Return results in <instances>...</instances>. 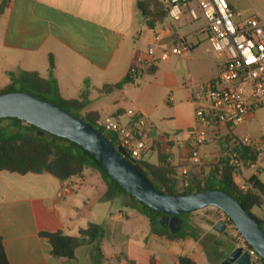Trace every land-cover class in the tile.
Listing matches in <instances>:
<instances>
[{
	"label": "crops",
	"instance_id": "crops-1",
	"mask_svg": "<svg viewBox=\"0 0 264 264\" xmlns=\"http://www.w3.org/2000/svg\"><path fill=\"white\" fill-rule=\"evenodd\" d=\"M137 2L0 0V89L10 83V72L24 70L43 78H49L51 72L63 98L84 97V113H95L99 121L111 118L141 130L147 145L141 161L158 165L160 155H166L168 164L177 168L180 186L195 177L205 180L212 171L208 167L219 163V139L208 137L200 150L201 162L196 163L191 156L189 136L194 126L193 114L183 116L177 111L171 119L174 127L166 131L151 117L155 109L143 106L147 90L142 86L147 83V75H157L156 62L154 73L149 71L120 88H112L138 63L149 58L150 47L159 46L154 57L157 61L176 44L178 36L185 37L192 52L199 37L206 34L199 33L202 24L174 23L168 17L152 29ZM228 2L242 17L256 14L264 19L263 11L244 16ZM158 51L160 58L156 56ZM191 94L181 103L192 105ZM100 102L104 105L98 107ZM130 105L132 111L126 109ZM259 111L254 118L233 128L239 139L248 135L264 138ZM258 165L263 169L261 162ZM90 175L88 178L83 173L82 177L61 181L47 173L0 172V234L10 264H179L180 257H189L199 264L198 258L204 255L199 241L169 240L153 234L148 218L130 208L127 199L118 196L103 200L107 191L104 180L94 173ZM252 176L264 183V172L256 168L242 169L236 182L245 186ZM256 215L264 217V207ZM90 224L103 229L99 253L95 243H87L77 248L72 259L56 258L48 240L40 236L41 232L62 231L79 237L80 230Z\"/></svg>",
	"mask_w": 264,
	"mask_h": 264
},
{
	"label": "trees",
	"instance_id": "trees-1",
	"mask_svg": "<svg viewBox=\"0 0 264 264\" xmlns=\"http://www.w3.org/2000/svg\"><path fill=\"white\" fill-rule=\"evenodd\" d=\"M137 7L147 19V26L154 28L157 23H162L167 17V11L159 0H138ZM54 69V63L50 60V71ZM151 74L155 69L150 70ZM10 83L0 89L4 92H25L40 99L56 104L73 114L74 116L91 124L101 132L108 141L116 147V136L114 133L106 134L103 128L98 127L99 121L95 113H84L87 102L84 97L80 100H67L59 92L57 81L51 76L43 78L35 72L17 70L9 73ZM131 71L120 84L112 88H120L124 83L132 82ZM111 88V87H110ZM6 121L7 125L0 128V172L8 171L19 175L47 173L53 177L68 181L73 177H82L88 166L97 167L102 172L107 184V191L103 200L110 201L118 196L129 198L130 208L137 210L149 220L150 230L153 234L166 236L169 240L192 238L199 241L190 216L186 213L180 217L183 219L181 229L173 233L167 225H162L160 219L162 214L126 192L116 183L105 171V169L93 158V156L81 146L66 138H62L44 132L38 135L36 126L28 124L17 118L0 119ZM236 152L247 156L249 151L243 147H236ZM218 165L210 172L205 180L198 178L189 179L180 186L177 168L168 164L167 156L160 155L159 164L151 165L141 160H135L134 166L141 172L158 191L172 195H188L199 193L205 190H221L231 195L244 209L256 219L264 230V217L256 215V212L264 207V183L256 176L247 180L245 187H242L234 179L235 168L230 164L228 156L222 151ZM130 159L129 157H127ZM186 184V185H185ZM228 223L234 225L228 218ZM40 236L47 239L51 246V254L56 257L74 258L78 247L95 243V251L100 249L98 242L103 236V229L100 225L90 224L86 229H81L79 237H72L62 231L41 232ZM258 255V254H257ZM259 256V255H258ZM262 264L263 259L259 256ZM0 264H10L3 239L0 234ZM179 264H197L189 257H180Z\"/></svg>",
	"mask_w": 264,
	"mask_h": 264
},
{
	"label": "built area",
	"instance_id": "built-area-1",
	"mask_svg": "<svg viewBox=\"0 0 264 264\" xmlns=\"http://www.w3.org/2000/svg\"><path fill=\"white\" fill-rule=\"evenodd\" d=\"M163 4L167 17L174 23L202 22L199 33L208 35L218 62L217 74L201 82L191 94L194 126L189 136L194 162H201V148L209 136H215L221 152L235 168L236 181L244 168H256L263 173L264 167L259 168L258 162L264 165V138L248 135L239 139L233 128L254 118L256 112L264 108V19L256 14L242 17L227 0H163ZM158 47H150L149 58L131 70L133 79L147 74L155 66ZM189 52L190 44L185 37L178 36L176 44L164 52L161 59H167L169 54L184 56ZM97 125L115 134L116 147H122L127 157L134 161L143 158L147 145L141 130L111 118L98 121ZM240 146L249 151L247 156L234 150ZM247 250L252 264H262L254 250Z\"/></svg>",
	"mask_w": 264,
	"mask_h": 264
},
{
	"label": "water",
	"instance_id": "water-1",
	"mask_svg": "<svg viewBox=\"0 0 264 264\" xmlns=\"http://www.w3.org/2000/svg\"><path fill=\"white\" fill-rule=\"evenodd\" d=\"M17 118L44 132L66 138L88 151L107 174L126 192L160 212V223L173 233L183 224L180 217L208 207L221 210L233 222L244 238L245 245L233 249L220 264H252L247 248L254 250L264 261V230L259 222L228 193L205 190L188 195H172L158 191L128 159L122 147L113 146L91 124L67 112L60 106L25 92L0 94V119ZM227 225L219 221L214 230L225 231Z\"/></svg>",
	"mask_w": 264,
	"mask_h": 264
},
{
	"label": "rangeland",
	"instance_id": "rangeland-1",
	"mask_svg": "<svg viewBox=\"0 0 264 264\" xmlns=\"http://www.w3.org/2000/svg\"><path fill=\"white\" fill-rule=\"evenodd\" d=\"M230 1L235 9L244 13V16H249L256 12L260 13V11L264 12V0ZM201 24L202 22L198 23V25ZM156 56L160 58L161 51H158ZM156 63L158 67L157 75L155 77L147 75V83L142 86L147 90V97L143 102V106L149 110L155 109L150 114L153 120L157 125L161 124V127L166 131H171L174 127L171 119L175 117L177 111L183 116L193 114L194 117L193 104L185 105V103L181 102H184L188 93H192L193 89L198 87L201 82L215 76L218 62L215 59L214 46L208 36L204 34L199 37V43L191 53H187L184 56L169 54L167 59H159ZM138 82L140 83L141 81ZM164 98H166L165 103H162L161 101ZM168 99H170V103ZM96 105L101 107L104 105V102L97 103ZM126 109L131 110L133 106L130 105ZM145 111L147 112V110ZM258 114L259 117H262V124L264 126V109L259 111ZM101 115L103 116L104 113ZM5 125H7L6 121L0 122V128H3ZM105 132L108 134V131ZM209 168L214 170L212 165ZM83 173L88 178L91 177V173H94L104 180L102 172L97 167L88 166ZM105 185L107 188L106 182ZM32 191L33 193H38L30 189V192ZM122 197L129 200L126 196ZM190 220L196 229L199 243L204 250V255L198 258L199 264L221 263L224 256L229 252V249L236 248L244 243V238L235 226L228 223L226 214L215 207H208L192 212ZM219 221H223L227 225L225 231L222 233L214 230V225Z\"/></svg>",
	"mask_w": 264,
	"mask_h": 264
}]
</instances>
